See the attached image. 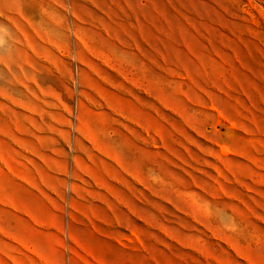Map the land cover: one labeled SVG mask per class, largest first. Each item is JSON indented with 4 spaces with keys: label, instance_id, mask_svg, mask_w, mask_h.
<instances>
[{
    "label": "rangeland",
    "instance_id": "obj_1",
    "mask_svg": "<svg viewBox=\"0 0 264 264\" xmlns=\"http://www.w3.org/2000/svg\"><path fill=\"white\" fill-rule=\"evenodd\" d=\"M7 22L0 264H264V0H0Z\"/></svg>",
    "mask_w": 264,
    "mask_h": 264
},
{
    "label": "crops",
    "instance_id": "obj_2",
    "mask_svg": "<svg viewBox=\"0 0 264 264\" xmlns=\"http://www.w3.org/2000/svg\"><path fill=\"white\" fill-rule=\"evenodd\" d=\"M36 25H38V21H37V24ZM7 26H8L7 29L0 28V55L3 57L2 58V61H5L4 56L5 55H8L10 49L13 46H16L15 43L12 45V42H11L10 23L7 22Z\"/></svg>",
    "mask_w": 264,
    "mask_h": 264
}]
</instances>
